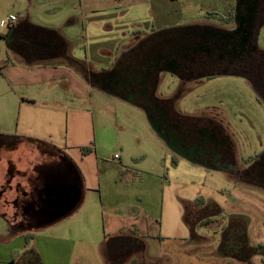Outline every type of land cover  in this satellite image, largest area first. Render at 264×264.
<instances>
[{
  "label": "crops",
  "instance_id": "1",
  "mask_svg": "<svg viewBox=\"0 0 264 264\" xmlns=\"http://www.w3.org/2000/svg\"><path fill=\"white\" fill-rule=\"evenodd\" d=\"M33 1L23 5L44 13L45 6ZM80 5L70 1L60 16L63 25L80 30L76 37L59 33L51 12L49 25L39 24L40 16L29 18L27 11L28 17L0 28V139L7 141L0 151V214L10 232L34 235L31 250L40 264H108L103 257L107 240L114 264H246L219 253L221 235L218 247L204 236L198 244L181 243L189 229H182L180 203L168 193L166 178L128 164L118 130L120 110L131 107L141 113L144 107L96 81L106 73L120 79L124 59L162 25L164 9L114 0L108 7L83 4L77 16L72 10ZM29 25L56 32L64 44ZM82 147L91 149L83 152ZM7 159L37 179L44 212L57 211L32 229L17 226L19 218H13L9 203L15 185L29 186L19 175L9 176V182ZM240 180L264 192V186ZM8 182L10 187L1 190ZM242 199L254 206L252 198ZM258 217L264 221V215ZM242 221L248 245L257 248L249 264H264V239L252 240L249 222Z\"/></svg>",
  "mask_w": 264,
  "mask_h": 264
},
{
  "label": "flooded vegetation",
  "instance_id": "2",
  "mask_svg": "<svg viewBox=\"0 0 264 264\" xmlns=\"http://www.w3.org/2000/svg\"><path fill=\"white\" fill-rule=\"evenodd\" d=\"M226 11L216 20L215 15L208 16L213 21L153 33L129 52L120 67V79L106 73L96 81L130 95L144 107L148 121L171 150L172 161L181 159L264 186V133L256 151L238 156V143L227 123L241 107L230 111L220 106V114L210 116L183 114L175 107L187 84L232 78L244 81L254 102L264 108V49L256 42L264 24V0H232ZM165 73L177 77L180 84L172 94L160 98L156 90ZM6 144L0 139V151ZM7 161L9 182V176L19 175L29 186L24 190L16 183V194L9 203L14 207L13 218H19L17 226L32 229L57 211L44 212L37 196L42 189L37 179L17 171L10 159ZM9 182L1 190L9 188Z\"/></svg>",
  "mask_w": 264,
  "mask_h": 264
},
{
  "label": "rangeland",
  "instance_id": "3",
  "mask_svg": "<svg viewBox=\"0 0 264 264\" xmlns=\"http://www.w3.org/2000/svg\"><path fill=\"white\" fill-rule=\"evenodd\" d=\"M23 1L29 0H0V28L4 30L9 22L17 21L20 17L25 18L28 15L27 11L30 12L29 18L40 16L41 19H38L39 24L49 25L52 23H48L47 19L48 13L51 12L58 19L55 20V23L57 22L55 26L58 28L59 33L76 37L77 34H81L80 30L63 25L60 17L67 10L70 1H81V7L76 6L72 10L73 14L77 16L85 8L83 4L89 7H108L114 2V0H39L36 3L45 6L44 13H41L36 7H32V4L25 7ZM125 1L134 4H148V6H154L155 9L157 7H159L158 9H164V22L161 26L152 29L158 32L213 21L208 16L215 15L214 20H216L219 16L226 14L227 7L232 0ZM153 23L156 24L155 21ZM256 42L259 48L264 49V24L258 31ZM179 84L177 77L165 73L157 86L156 95L165 98L172 94ZM182 89L183 95L178 99L175 107L178 112L183 114L210 116L213 112L220 114L218 108L220 106L230 111L236 107H241L242 111H236L235 115L229 116L227 119L230 133L238 143V156L247 157L252 151L258 149V142L264 133V108L254 102L253 95L244 81L232 78L198 80L187 84ZM138 111L140 110L130 107L120 110L118 113L117 126L121 133L124 149L127 152L128 164L136 170H142L147 175L160 174L162 180L163 177L166 178L165 183L168 187V193L172 194L176 201L180 203L181 226L185 233L186 230L183 225L187 228L188 225L184 222V203L191 204L196 197H202L206 202L216 203L221 209L220 215L213 218L208 225L196 226L193 232L188 228L189 233L185 235V238L181 237V243L198 244L196 241L204 236L208 240L210 239L211 244H217L222 230L232 220L238 219L249 222L252 240L264 239V221H262L263 218L258 217L264 215V192L221 171L210 170L184 160L172 161L171 150L151 128L146 113ZM242 137H244L243 141ZM135 149H138L136 153H130ZM132 154H135L137 160L130 159V156H133ZM158 195L157 197L160 198V192H158ZM243 196L252 198L251 202L254 203V206L253 204L247 206L242 199ZM0 203H3V201ZM257 208H261V210L254 211ZM8 211L10 212V210ZM33 236L32 233L25 232L12 234L8 221L0 214V264H10L12 259L18 262L24 254L26 256V253L32 248L31 238ZM181 236H184V233L181 232ZM216 240L217 242H215ZM208 250L203 249V251ZM185 251L196 252L197 249L187 248ZM154 264L160 263L154 260Z\"/></svg>",
  "mask_w": 264,
  "mask_h": 264
},
{
  "label": "trees",
  "instance_id": "4",
  "mask_svg": "<svg viewBox=\"0 0 264 264\" xmlns=\"http://www.w3.org/2000/svg\"><path fill=\"white\" fill-rule=\"evenodd\" d=\"M29 26L34 30H40L46 34H49L58 42L64 44V40L56 32L49 29L36 27L34 25ZM70 60L71 62H76L73 59ZM90 149L91 147H82L83 152H86ZM183 208L184 222L188 225V228L191 232L194 231L196 226L208 225L213 220V218L220 215L221 213V209L216 203L206 202L202 197H196L191 204L184 203ZM229 240H233L232 246L231 243L228 242ZM109 243V240H107L104 245L103 257L106 263L114 264V261H112L113 255L108 247ZM256 250L257 248L249 246L246 241L244 222L241 219L232 220L231 223L222 230L221 241L218 247L220 254L224 256H232L240 261L246 262V264H249V259L253 254H255ZM24 257L27 259L23 262V264H40L39 256L33 250H29L26 253V256L24 254L22 258ZM11 263H14V259L11 260ZM129 264H133V261H131Z\"/></svg>",
  "mask_w": 264,
  "mask_h": 264
},
{
  "label": "water",
  "instance_id": "5",
  "mask_svg": "<svg viewBox=\"0 0 264 264\" xmlns=\"http://www.w3.org/2000/svg\"><path fill=\"white\" fill-rule=\"evenodd\" d=\"M150 123V122H149ZM150 126L152 127V129L154 130V132L161 138V136L157 133V131L155 130L154 126L150 123ZM162 139V138H161Z\"/></svg>",
  "mask_w": 264,
  "mask_h": 264
},
{
  "label": "built area",
  "instance_id": "6",
  "mask_svg": "<svg viewBox=\"0 0 264 264\" xmlns=\"http://www.w3.org/2000/svg\"><path fill=\"white\" fill-rule=\"evenodd\" d=\"M12 25V23H8V26L10 27ZM114 158H118V155H114Z\"/></svg>",
  "mask_w": 264,
  "mask_h": 264
}]
</instances>
